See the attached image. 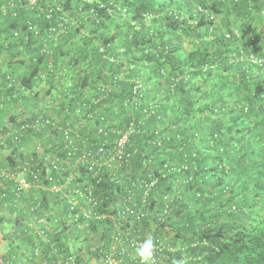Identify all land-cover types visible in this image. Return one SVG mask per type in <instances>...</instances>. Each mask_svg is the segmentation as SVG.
Masks as SVG:
<instances>
[{"label":"trees","instance_id":"16d2710c","mask_svg":"<svg viewBox=\"0 0 264 264\" xmlns=\"http://www.w3.org/2000/svg\"><path fill=\"white\" fill-rule=\"evenodd\" d=\"M47 1L61 7L53 21L59 15L78 18L77 26L60 36L54 57L57 64L58 58L70 56L75 48L65 65H74L77 72L69 79V87L66 78L59 79L65 84L50 111L61 114L63 108L75 105L84 90L94 92L107 86V96L100 102L107 104L103 113L109 125L92 119L79 129L80 135L92 136L96 126L116 129L124 118L134 116L143 119L145 133L134 135L133 145L140 147L146 138H152L151 129L156 125L161 133L169 134L170 141L162 147L141 150L146 157H153V164L168 160L189 165L184 173L163 182L160 193L171 195V211L163 221L152 223L154 220L146 217L124 226L132 232L140 229L141 239H146V232L153 239V234H158L173 248L157 253V264H264V64L243 57L250 53L264 59V0H252V11L247 9V0H238L229 8L217 0ZM207 3L222 14L219 24L213 25L215 20L210 22L197 12V6L206 7ZM18 12L17 18H4L7 27L0 29V45L6 50L27 46L30 69L19 80L13 78L32 89L41 81L45 56L39 51L50 21L35 10L20 8ZM25 19L39 26L40 33L26 32ZM20 25L21 31L14 37L12 29ZM232 27L238 28L239 34L226 38L224 32ZM252 36L255 41L249 43ZM21 59L26 60L23 55ZM164 68L169 70L167 76L161 73ZM7 75L10 73H5L4 81ZM179 75L182 78L174 81ZM133 79L141 83L140 99L137 109L130 110L125 103L132 101ZM45 80L54 86V78ZM94 95L100 96L98 92ZM150 105L155 106V112L146 116L143 109L148 112ZM32 113L27 114L33 117L37 112ZM13 121L15 118L8 126ZM8 126H0V132ZM143 161L139 154L130 160L132 175ZM86 177L83 169L79 170L78 180ZM93 185L95 197L102 200L100 211L106 207L109 212L122 186L106 180ZM164 200L158 197L153 203L162 206ZM103 223L109 221H90V229L97 235ZM107 234L105 230L95 240L103 244L94 250L85 247L87 263L101 256L100 251L105 253ZM70 239L59 240V246L73 255ZM12 254L18 256L15 251ZM28 256L31 260L25 264H41L31 251ZM75 258L81 260L82 256L76 254ZM125 258L128 261L129 257ZM127 264L137 263L130 260Z\"/></svg>","mask_w":264,"mask_h":264},{"label":"built area","instance_id":"2783aa9c","mask_svg":"<svg viewBox=\"0 0 264 264\" xmlns=\"http://www.w3.org/2000/svg\"><path fill=\"white\" fill-rule=\"evenodd\" d=\"M90 3L92 0H82ZM224 6L235 4L238 0H217ZM247 9L252 11L254 1L247 0ZM35 10L36 15L42 13L50 23L45 26L46 35L41 38L39 53L45 56V64L41 72V80L52 77L60 84L59 79H67L66 87H69L71 72L66 67H60L55 63L54 57L60 48V36L77 26L78 18L72 15H59L52 20L54 14L61 10L59 3H49L47 0H0V29H3L4 18L19 16L18 10ZM197 12L203 14L208 21H214L216 14L207 7L197 6ZM22 13V12H21ZM26 32L35 35L40 33V27L29 19L24 20ZM7 27V26H6ZM22 25L12 29V35L18 36ZM239 29L230 28L224 32L226 38L238 35ZM255 41L252 36L249 43ZM7 47L8 42H3ZM102 51V49H100ZM250 62L262 65L264 59L253 54L246 57ZM243 60V58H240ZM234 60L231 59V62ZM168 69H161L163 76H167ZM121 75V74H120ZM177 76L174 81L181 79ZM184 79V78H183ZM130 81V80H126ZM132 101L125 103L127 106L137 109L140 99L139 79H133ZM171 84L170 91L173 92ZM107 86H99L97 90H84L83 96L77 100L71 108L65 107L61 114L54 111L36 113L35 116H17L15 121L0 132V148H11L8 156L10 164L0 165V207L12 208L17 214L14 218L18 223L9 227L8 234H17L20 237L31 240L29 249L18 251V256L13 253V248L6 238L5 233L0 232V264H25L30 262L26 256L31 251L36 256V261L41 264H127L130 260L137 264L142 261L135 253V249L143 243L140 229L133 230L124 226L126 222L131 224L141 222L144 218L154 222L163 221L170 214L169 194H161L163 182H169L177 173H184L189 165L182 163L175 165L166 160L160 164H153V157H146L145 150L148 146L162 147L163 142H169L167 133H161L160 128L152 127V138H146L140 147L131 143L134 135L145 133L143 119L136 117L124 118L125 122L116 129L109 130V118L104 116L106 103H101L102 97L107 96ZM4 90L28 93L29 89L21 86L13 76L7 75ZM81 90V89H80ZM92 91V93H90ZM98 92L100 96H95ZM155 106L150 105L148 112L143 109L146 116L154 114ZM159 118V115H156ZM97 118L105 122V126H96L92 136L80 135L79 129L86 126L92 119ZM159 124V123H156ZM89 130V129H88ZM49 136H51L49 140ZM92 139V140H91ZM49 140V141H48ZM49 148L51 151H46ZM143 158V164L137 167L132 175L128 168L130 160L136 155ZM194 156V153H192ZM124 167L123 170H119ZM195 168V165L193 166ZM83 169L86 178L78 180L79 170ZM132 175V176H131ZM190 176L188 180H190ZM122 186L114 204L107 212V208L100 211L102 200L94 195L95 185L102 181ZM162 183V184H161ZM139 196L140 200L137 199ZM162 197L163 205L153 203V200ZM56 204L58 208H52ZM110 212H114L110 214ZM21 214V216H19ZM19 216V217H18ZM152 216V217H151ZM151 217V218H150ZM2 216L0 215V222ZM98 227V234L90 229V221H106ZM1 226V223H0ZM105 228V229H104ZM107 231L106 239H109L105 253L101 252L98 258H91L86 262L88 252L99 244L95 240L104 231ZM149 232L144 233L147 239ZM57 238L55 241L51 239ZM71 238L74 254H66L59 246V240ZM155 253L154 264H157V253L164 249H172L158 234H153ZM15 238V237H14ZM86 238V240L84 239ZM167 240V238H165ZM78 241V243H75ZM84 241V243L82 242ZM104 246V245H103ZM45 252V254L43 253ZM10 254V256H9ZM76 254L82 256L81 260L75 258ZM125 256H128V261Z\"/></svg>","mask_w":264,"mask_h":264},{"label":"crops","instance_id":"0c3cea01","mask_svg":"<svg viewBox=\"0 0 264 264\" xmlns=\"http://www.w3.org/2000/svg\"><path fill=\"white\" fill-rule=\"evenodd\" d=\"M74 50L75 48L71 51L70 56L62 55L61 59L58 58L57 60L58 66L66 67L67 71L71 72L70 76H74V74L77 72V69L74 67V65L66 66L65 64L66 62H68V59L70 60V58L75 53ZM22 55L24 57V60L26 59L25 61L21 59ZM30 58L31 53L27 49V46L24 44L16 48L13 47L10 50L2 48V46L0 45V126H8L10 120L14 118L16 119V116L20 114H24V116H26L27 113L33 114L32 112L41 113L50 111L52 109L51 107L54 106L61 98V88L65 83L58 84L55 80L53 82L54 86L52 87L49 86L47 80H37L33 88H28V93L24 94L18 91L6 92L4 90L5 81L3 80V78L5 77V73H10L16 80H19V78H21V76L28 72V70L30 69V65L27 63ZM49 87L50 93L46 94ZM9 148H11V146H8V148H0V165L10 164L11 160L8 159L9 150H7ZM51 207L58 208L56 204H52ZM0 215L2 216L0 222V232L5 233L6 238L11 244L13 250L18 253V251L22 250L23 248L28 249V244L30 243L28 239L24 237L17 239V237H20L17 234H14L11 237V234H8L10 230L9 227L12 224L19 222L17 218H14V216L17 215L14 213V210L9 207H0ZM19 216H21V214H19Z\"/></svg>","mask_w":264,"mask_h":264},{"label":"clouds","instance_id":"9594fccd","mask_svg":"<svg viewBox=\"0 0 264 264\" xmlns=\"http://www.w3.org/2000/svg\"><path fill=\"white\" fill-rule=\"evenodd\" d=\"M206 7L212 10L210 3H207ZM225 7L229 8L230 5ZM214 13L216 14V19L214 22H212V24L217 25L219 24L218 18L221 17L222 15L218 14L217 12ZM135 253L142 261V264H154L155 244L151 235H149L148 238L145 239L143 243L135 249Z\"/></svg>","mask_w":264,"mask_h":264}]
</instances>
